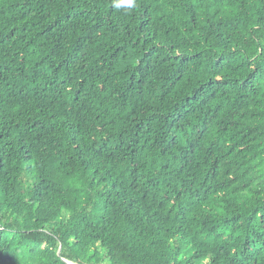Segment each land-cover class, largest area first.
Segmentation results:
<instances>
[{"label": "trees", "instance_id": "16d2710c", "mask_svg": "<svg viewBox=\"0 0 264 264\" xmlns=\"http://www.w3.org/2000/svg\"><path fill=\"white\" fill-rule=\"evenodd\" d=\"M0 264H264V0H0Z\"/></svg>", "mask_w": 264, "mask_h": 264}, {"label": "clouds", "instance_id": "9594fccd", "mask_svg": "<svg viewBox=\"0 0 264 264\" xmlns=\"http://www.w3.org/2000/svg\"><path fill=\"white\" fill-rule=\"evenodd\" d=\"M135 0H120V4L131 8L134 5Z\"/></svg>", "mask_w": 264, "mask_h": 264}]
</instances>
